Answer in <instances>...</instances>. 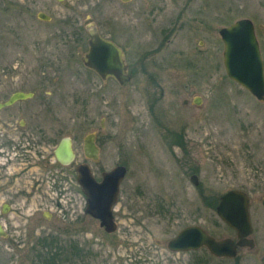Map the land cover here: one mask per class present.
<instances>
[{
  "label": "rangeland",
  "instance_id": "rangeland-1",
  "mask_svg": "<svg viewBox=\"0 0 264 264\" xmlns=\"http://www.w3.org/2000/svg\"><path fill=\"white\" fill-rule=\"evenodd\" d=\"M240 19L253 23L264 66V0H0V102L33 94L0 111V264H229L167 244L190 226L230 234L219 198L264 195V102L227 78L218 34ZM90 22L121 48L126 86L83 66ZM89 134L96 163L84 160ZM63 137L76 154L66 167L53 156ZM82 163L97 181L126 169L114 233L83 214L74 169ZM51 241L67 254L35 258Z\"/></svg>",
  "mask_w": 264,
  "mask_h": 264
},
{
  "label": "water",
  "instance_id": "water-1",
  "mask_svg": "<svg viewBox=\"0 0 264 264\" xmlns=\"http://www.w3.org/2000/svg\"><path fill=\"white\" fill-rule=\"evenodd\" d=\"M37 17L44 22L50 21V17L43 13H38ZM85 30L89 39L88 51L81 58L83 65L94 71L103 81L112 77L120 85L127 84L130 75L121 50L114 43L103 39L93 22L87 24ZM218 34L224 46L223 65L227 77L245 88L257 101L264 102L263 61L253 23L249 19H241L221 28ZM31 97V93L15 92L5 102H0V110ZM195 104L199 105L198 102ZM83 149L88 158H95L97 150L90 141L84 143ZM54 157L62 166L70 165L74 161L75 155L69 138H63L59 142L54 150ZM77 173L78 183L87 197L85 213L99 220L107 233H113L116 224L111 209L117 202L119 183L126 174L125 168H114L103 176L101 183L95 182L87 165L78 166ZM190 181L197 185L196 176H192ZM216 213L223 222L236 230L239 236L249 234L248 198L245 193L229 191L223 195ZM0 236H5L1 224ZM201 246H205L216 257L235 255L234 250L230 249L225 241H216L198 227L185 228L167 244L170 251L196 250Z\"/></svg>",
  "mask_w": 264,
  "mask_h": 264
},
{
  "label": "flooded vegetation",
  "instance_id": "flooded-vegetation-1",
  "mask_svg": "<svg viewBox=\"0 0 264 264\" xmlns=\"http://www.w3.org/2000/svg\"><path fill=\"white\" fill-rule=\"evenodd\" d=\"M131 79H132V76H131ZM146 82L150 84V85L149 84L147 85L149 88H150V86H153V88H154V86L157 87V85H158V84H156L157 81L155 80L154 77H149V79H147ZM150 103H152V105L154 107L155 98H154V101L151 100ZM192 103L194 104V101H192ZM184 104H187V102H184ZM19 128L22 129V127H19ZM9 131L12 134V136L10 137V140L13 142L14 139H15V136H14L15 135V130H9ZM88 137H91L89 139V141L96 148L97 152L95 154V158H88L85 155V152L83 151V155H84V158H85L84 160H87L90 163H96L98 161V157H99V154H100V147L96 144L95 134H89V135L85 136V138L83 140V143L86 142ZM63 138H65V137H63ZM68 138L71 140V142H73V139L71 137H68ZM24 139L26 140V138H24ZM12 142L8 143L6 141L4 146H6L7 148L11 147L13 145ZM53 156H54V151H53ZM54 160H55V158H54ZM69 166H71V165H69ZM77 167L78 166H76L74 169H75V172H76V181L78 183V180H77L78 179ZM89 170H90L91 176L93 177V179L95 180L96 183H101L102 180H103V176L106 173L110 172V171L102 172L101 175H100L101 180L97 181L94 178L90 167H89ZM78 185L80 186L79 183H78ZM80 188H81L82 193L85 196V202H86L87 201L86 194L84 193V191L82 189V186H80ZM250 189L249 190L247 189L246 191L240 190V189H233V190L242 191L248 197V200H249V203H248V216H249V223H250V232H249V234L248 235L239 236V234H238V232L236 230H234L233 228L229 227L224 222H222L225 225V227L227 228V230H229L230 234L221 236L219 238H216V240L218 242L225 241L227 243V246H229L230 249L234 250V253H235L234 257H215L208 251V249L205 246H201L197 250H190V251H185V252L184 251H168V252H172L174 254H185L186 255V254H190V253L202 252V250H203L204 252L208 253L212 258H214L215 260H217L219 262H224V263L225 262H229V264H254V263L263 264V259H264V195L260 199V203H257V202H255L254 198L251 196L250 193L252 191ZM8 209H9L8 205L3 204V206L1 207V214H3V215L6 214L8 212ZM4 210H6V212H4ZM85 210H86V203H85V208H84L83 214L85 216L93 219V220H96V221L100 222L99 220L87 215L85 213ZM46 220H49V217H46ZM0 224L4 227V225L1 223V221H0ZM102 229L105 230L104 227ZM109 234H111V233H109ZM6 237H7V234L4 237H1V238L4 239ZM194 261L197 264L199 262H201L200 259H199V262L197 260H194Z\"/></svg>",
  "mask_w": 264,
  "mask_h": 264
},
{
  "label": "trees",
  "instance_id": "trees-1",
  "mask_svg": "<svg viewBox=\"0 0 264 264\" xmlns=\"http://www.w3.org/2000/svg\"><path fill=\"white\" fill-rule=\"evenodd\" d=\"M41 251L36 253L35 258L39 257H51V258H59L63 257L64 255L67 254V249H63L62 247H59V244L55 245L54 241H51L50 243H41ZM46 249V252H43V250ZM66 251V252H65ZM71 262V261H70ZM69 262V264H70Z\"/></svg>",
  "mask_w": 264,
  "mask_h": 264
},
{
  "label": "bare ground",
  "instance_id": "bare-ground-1",
  "mask_svg": "<svg viewBox=\"0 0 264 264\" xmlns=\"http://www.w3.org/2000/svg\"><path fill=\"white\" fill-rule=\"evenodd\" d=\"M245 90V88H243Z\"/></svg>",
  "mask_w": 264,
  "mask_h": 264
}]
</instances>
